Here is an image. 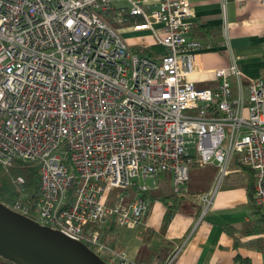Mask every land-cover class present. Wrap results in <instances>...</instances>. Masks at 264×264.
I'll return each mask as SVG.
<instances>
[{"label":"built area","instance_id":"2783aa9c","mask_svg":"<svg viewBox=\"0 0 264 264\" xmlns=\"http://www.w3.org/2000/svg\"><path fill=\"white\" fill-rule=\"evenodd\" d=\"M113 10L118 23L141 18L130 27L167 49L160 60L129 48L101 15ZM194 17L189 0H0V168L20 160L39 178L35 192L13 179L10 209L107 264H143L104 241L103 227H136L149 210L141 192L161 172L182 195L191 165L215 167L211 188L193 197L204 215L231 166L247 167L264 214V75H246L230 53L227 67L198 68ZM208 73L217 86L196 88L190 77Z\"/></svg>","mask_w":264,"mask_h":264},{"label":"crops","instance_id":"0c3cea01","mask_svg":"<svg viewBox=\"0 0 264 264\" xmlns=\"http://www.w3.org/2000/svg\"><path fill=\"white\" fill-rule=\"evenodd\" d=\"M189 3L195 16L190 38L200 43L196 51L198 68L227 67L231 62L230 53L246 75H264V5L260 0H189ZM114 6L121 10L126 4L116 1ZM114 13L115 10L101 15L126 39L129 48L145 49L150 58L160 60L167 49L156 43L149 30L137 31L130 27L133 19L141 23V18L126 16L125 22L118 23L112 19ZM207 77L194 74L190 78L198 89H214L218 82L210 73ZM230 81L235 89L232 77ZM242 86L246 90L247 80ZM191 167L197 169L200 181L189 185L188 179L189 192H207L214 178L208 170H216L215 167ZM252 176L249 168L234 163L204 215L197 213L200 205L186 197L162 229L166 206L156 200L151 206L149 203L147 215L136 227H126V240L119 237L118 230L125 227L114 222L103 227V239L128 259L143 264H163L174 254L172 264H264V254L252 245L256 237L264 238V220L248 193Z\"/></svg>","mask_w":264,"mask_h":264},{"label":"water","instance_id":"95a60500","mask_svg":"<svg viewBox=\"0 0 264 264\" xmlns=\"http://www.w3.org/2000/svg\"><path fill=\"white\" fill-rule=\"evenodd\" d=\"M0 257L15 264H107L86 244L1 202Z\"/></svg>","mask_w":264,"mask_h":264},{"label":"trees","instance_id":"16d2710c","mask_svg":"<svg viewBox=\"0 0 264 264\" xmlns=\"http://www.w3.org/2000/svg\"><path fill=\"white\" fill-rule=\"evenodd\" d=\"M132 50L141 55L149 57L145 49H142V50L132 49ZM3 171H8L12 175V177H15V178L18 176L23 177L25 180V184L23 188L25 190H28L30 192L37 191L39 178H38V171H37L36 166L30 165L28 163L23 164L20 160H15L13 162L12 167L6 170L0 168V175L3 174ZM250 180L251 182L248 186V193H249L250 198H252L254 177L252 176ZM233 185H235V183H233ZM185 186H186L185 193H183L182 195L176 194L172 189V180H171L170 173L161 172L157 175V178L155 180V185L152 186L150 189H147L141 192L142 197L147 199L149 203L159 200L166 206V211L164 213L163 220H162V229L167 227L174 212L181 208L183 201L186 200V197L193 199V197L197 195L196 193L194 194V193L189 192L187 182ZM73 187H75V184H73ZM16 194H17V189H16L14 182H4L0 180V202L1 203L10 207ZM200 210H201V207L200 206L197 207V213H199ZM261 215H262V219L264 220V214L262 212H261ZM262 230H263L262 232H264V229ZM252 245H254L262 254H264V238L263 237L261 236L256 237L252 241ZM0 264H15V263L0 257Z\"/></svg>","mask_w":264,"mask_h":264},{"label":"rangeland","instance_id":"374dc122","mask_svg":"<svg viewBox=\"0 0 264 264\" xmlns=\"http://www.w3.org/2000/svg\"><path fill=\"white\" fill-rule=\"evenodd\" d=\"M124 3L126 4V2L124 1ZM118 4V3H117ZM116 5V4H115ZM126 7V6H125ZM120 11H122L123 12V14L124 15H126V8H123V9H121ZM105 19V18H104ZM131 24H132V21H131V23H130V26H131ZM151 39L149 38L148 39V41H150ZM246 100V102H245V106H244V112H243V115H244V117H247V107H248V103H247V99H245ZM184 113H191L190 111H188V110H186V111H184ZM208 166H210V165H208ZM196 168H192V167H190V169H189V177H188V179H189V185H193V184H195V183H199V181H200V179H199V177H198V174H197V172H196ZM209 171V175H215V173H216V170H214V169H209L208 170ZM15 177H12V175L8 172V171H3V174L2 175H0V180L1 181H4V182H13V179H14ZM188 181V180H187ZM134 195V191H132L131 190V196L130 197H127V198H125V200H124V204H128L129 203V201L131 200V198H132V196ZM193 200V199H192ZM195 202V201H194ZM196 203V202H195ZM197 204V203H196ZM198 205V204H197ZM150 206H151V203H150ZM121 227V226H120ZM119 230V237L120 238H122L123 240H126V227L125 228H119L118 229Z\"/></svg>","mask_w":264,"mask_h":264},{"label":"bare ground","instance_id":"6f19581e","mask_svg":"<svg viewBox=\"0 0 264 264\" xmlns=\"http://www.w3.org/2000/svg\"><path fill=\"white\" fill-rule=\"evenodd\" d=\"M24 184H25V180H24V178H23V182L19 185V186H20V189H21L22 191H28V190H25V189L23 188ZM1 258H2V257H1Z\"/></svg>","mask_w":264,"mask_h":264}]
</instances>
